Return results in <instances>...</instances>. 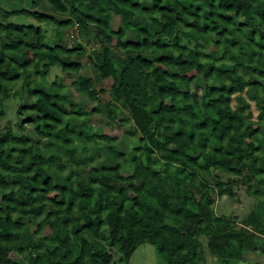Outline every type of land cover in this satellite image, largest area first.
Instances as JSON below:
<instances>
[{"label":"trees","instance_id":"obj_1","mask_svg":"<svg viewBox=\"0 0 264 264\" xmlns=\"http://www.w3.org/2000/svg\"><path fill=\"white\" fill-rule=\"evenodd\" d=\"M237 190L256 206L219 211ZM142 244L165 264L264 253V0H0V264H131Z\"/></svg>","mask_w":264,"mask_h":264},{"label":"rangeland","instance_id":"obj_2","mask_svg":"<svg viewBox=\"0 0 264 264\" xmlns=\"http://www.w3.org/2000/svg\"><path fill=\"white\" fill-rule=\"evenodd\" d=\"M78 37H80L79 33H78ZM242 45L246 47L248 46L247 43L245 42H243ZM12 55L13 57H17L20 60H25L31 57V52L27 50H21L19 52L13 53ZM81 59L83 61L82 72L92 74L91 64L89 63L87 57L81 56ZM6 67L8 68L11 74L14 73V69L11 66L7 64ZM103 84L107 88L109 82L106 80L103 82ZM101 85L102 83L98 85V89L101 88ZM122 107L125 112L123 114L128 113L126 107L125 106ZM253 110L256 113L254 102H253ZM93 126L97 127L101 132L110 133L112 135H121L125 125L124 124L122 125L121 122L118 121V119L112 117L111 113H106L104 115L100 113H95L89 118V127H93ZM129 171H132V168L126 170V172ZM237 192L239 193H237V195L232 199H227L225 196L224 198H217V203H219L217 204L219 211L241 215V213H243V211H245L247 207H249L250 209L256 206L255 199L247 195L244 190L241 192L237 190ZM205 253L207 258V264H224L219 258H217L216 256L210 253L206 245H205ZM131 264H165V263L157 256L156 249L153 245L142 244L136 249L135 253L133 254L131 258ZM234 264H264V253L257 254V257L254 259H250L242 262H236Z\"/></svg>","mask_w":264,"mask_h":264}]
</instances>
